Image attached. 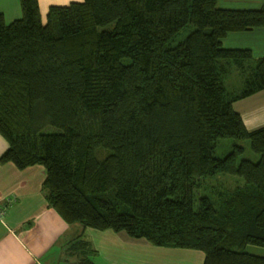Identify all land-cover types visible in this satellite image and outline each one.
I'll return each mask as SVG.
<instances>
[{
	"label": "trees",
	"instance_id": "obj_1",
	"mask_svg": "<svg viewBox=\"0 0 264 264\" xmlns=\"http://www.w3.org/2000/svg\"><path fill=\"white\" fill-rule=\"evenodd\" d=\"M20 1L22 18L0 13V163L43 165L47 200L67 223L199 250L203 264H264L246 251L264 247V127L249 131L234 108L264 90V58L223 45L263 27L264 7L83 0L51 7L43 23L39 0ZM225 139L235 143L219 158ZM243 140L258 162L239 161ZM218 174L244 183L197 208L195 190Z\"/></svg>",
	"mask_w": 264,
	"mask_h": 264
},
{
	"label": "crops",
	"instance_id": "obj_2",
	"mask_svg": "<svg viewBox=\"0 0 264 264\" xmlns=\"http://www.w3.org/2000/svg\"><path fill=\"white\" fill-rule=\"evenodd\" d=\"M82 1L39 0L43 23L48 22L51 7L68 6ZM0 13L8 24L22 18L21 1L0 0ZM223 45L225 48H248L256 59L264 58V26L231 32L224 38ZM235 76L238 75L233 74L228 79L230 84ZM234 108L241 114L249 131L264 127V90L236 101ZM8 147V142L0 133V158ZM46 178L47 170L40 164L21 170L11 162L0 163V207L7 204L9 206L4 222H0V264H84L81 257L92 264H103L96 261L102 254L113 257L105 258L109 264L204 263L205 254L199 250L157 247L145 239L132 238L125 232H97L80 223H67L47 200L44 189ZM90 234L93 238L87 237ZM75 239L86 242L87 246L81 257L75 254L77 252L69 251ZM120 249L130 253L144 252V256L150 257L148 261L142 257L139 259L140 263L121 261L117 258ZM108 252L111 254H107Z\"/></svg>",
	"mask_w": 264,
	"mask_h": 264
},
{
	"label": "rangeland",
	"instance_id": "obj_3",
	"mask_svg": "<svg viewBox=\"0 0 264 264\" xmlns=\"http://www.w3.org/2000/svg\"><path fill=\"white\" fill-rule=\"evenodd\" d=\"M218 5L221 6V8H227V9H260L264 7V0H218ZM260 1H263L262 4L258 5ZM247 7V8H244ZM194 29L193 25H189L187 28L183 29L171 42L172 46H176L180 42L184 41L185 38L190 34V32ZM235 75L236 72H234ZM233 78L232 82L236 84L235 82L241 81V78L238 76ZM46 133H54L58 132V129L55 127H48L45 130ZM235 141L232 139H225L219 144L216 152V156L219 158H223L225 155L229 154V152L233 149ZM239 144L245 148V152L239 157V161L243 159H249L254 162H258L260 159V156L254 153L251 149L250 141L249 140H243L240 141ZM244 183V179L240 176H233L228 174H218L213 177H207L204 178L200 184V186L195 190V201L196 206L198 208V203L200 196L203 195H209V196H215L218 190H221L223 188L229 187L234 188L235 186L242 185ZM97 231V230H96ZM99 231V230H98ZM97 231V232H98ZM88 238L93 236L87 235ZM248 253L262 256L264 257V247L256 246V245H249L246 249ZM111 252V251H110ZM111 254V253H107ZM151 255V254H150ZM120 257V258H119ZM144 257L147 261L149 260V257L144 256V252L135 253L134 251H131V253L128 250H122L120 249L117 254V258L119 260H127V261H137L140 263L139 259H142ZM105 258H113L111 255H101L99 258H96V261L99 260L103 264H109Z\"/></svg>",
	"mask_w": 264,
	"mask_h": 264
},
{
	"label": "built area",
	"instance_id": "obj_4",
	"mask_svg": "<svg viewBox=\"0 0 264 264\" xmlns=\"http://www.w3.org/2000/svg\"><path fill=\"white\" fill-rule=\"evenodd\" d=\"M8 204L0 207V222H4L6 214L8 212Z\"/></svg>",
	"mask_w": 264,
	"mask_h": 264
}]
</instances>
